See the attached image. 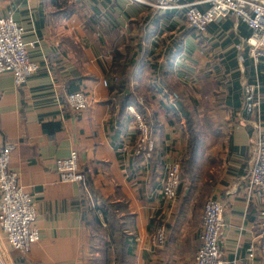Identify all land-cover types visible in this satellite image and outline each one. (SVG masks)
<instances>
[{
	"label": "crops",
	"instance_id": "crops-1",
	"mask_svg": "<svg viewBox=\"0 0 264 264\" xmlns=\"http://www.w3.org/2000/svg\"><path fill=\"white\" fill-rule=\"evenodd\" d=\"M184 11L160 13L132 0L0 2V17L10 15L24 28L29 59L38 66L20 87L10 74L0 75V149L16 145L9 168L32 199L39 230L26 252L13 250L0 230V264H117L128 247L132 264H194L201 196L225 206L224 264H264L246 258L264 195L248 185L254 131L242 111L245 87L257 85L264 128V59L248 57L250 31L240 20L229 17L196 32ZM129 50L142 52L130 69ZM150 54L158 65H171L169 75L186 89V99L170 100L158 73L148 69ZM128 72L138 76L131 86L152 82L161 90L143 111L154 142L149 159L132 156L131 105L120 111L112 91ZM73 92L87 97L85 111L68 107ZM185 115L197 125V174L170 205L161 189L167 166L180 163L187 148ZM71 151L78 154L83 183L59 181L56 161ZM110 205L120 212L106 222ZM162 223L165 241L152 245L150 236ZM119 227L133 238H117Z\"/></svg>",
	"mask_w": 264,
	"mask_h": 264
},
{
	"label": "built area",
	"instance_id": "built-area-1",
	"mask_svg": "<svg viewBox=\"0 0 264 264\" xmlns=\"http://www.w3.org/2000/svg\"><path fill=\"white\" fill-rule=\"evenodd\" d=\"M5 0H0L3 2ZM27 1V0H26ZM153 9L167 12L184 9L187 26L196 31H205L207 25L229 17H235L249 29L244 40L248 57L254 62L264 59V0H132ZM24 28L12 16L0 17V75L10 74L15 86L20 87L33 75L38 66L29 59L28 44L23 40ZM241 60V59H240ZM106 86V83H103ZM174 101L175 96H170ZM70 109L81 113L87 109V97L82 92L66 96ZM142 104V100L138 101ZM134 118L135 141L132 156L149 159L154 151L147 118L134 106L127 107ZM242 111L253 127L250 166L247 176L249 188L264 195V128L260 111L257 85H247L243 92ZM16 145L6 143L0 149V230L7 244L17 251H28L39 240V230L35 226L36 211L32 199L19 185V174L9 168L10 155ZM126 148L122 151L126 152ZM56 173L61 183H83V172L79 168L78 154L71 151L67 158L56 161ZM180 186V163L173 162L166 168L161 195L172 205ZM224 204L209 198L204 205L201 218L200 247L194 264H224L219 252V240L223 224ZM259 232L246 249L249 261L264 262V209L259 211ZM166 237V224L162 223L150 236L152 245H162Z\"/></svg>",
	"mask_w": 264,
	"mask_h": 264
},
{
	"label": "trees",
	"instance_id": "trees-1",
	"mask_svg": "<svg viewBox=\"0 0 264 264\" xmlns=\"http://www.w3.org/2000/svg\"><path fill=\"white\" fill-rule=\"evenodd\" d=\"M141 54V50L135 53L128 51V61L127 67L132 68L135 63L139 60L136 59V56L139 57ZM153 57V63L148 64V69L157 72L159 75V81L164 86L167 92L171 91L168 87L169 83L167 80L171 79L169 75L170 64L165 65L164 67L157 64V58L150 54ZM138 78V76H131L128 72L120 77L119 81L113 84L112 91L115 96V100L118 103L120 111L125 110L128 105L134 106L142 115L144 114V107L145 105H149L155 98L156 95L161 93V90L157 87V84L148 82L145 87H141L136 83V85L131 86L132 82ZM169 89V90H168ZM148 91V95L145 93ZM139 100L143 101V106L139 104ZM186 124H187V131H188V142L185 154L180 160V186L186 182L188 179L191 183L195 180L196 167L198 162V152L200 148V140L198 137V133L195 129L192 128V119L190 116L185 115ZM179 186V188H180ZM104 220L106 222L109 221L111 214L113 213V217L117 212H120L116 206H108L106 210L104 209ZM119 222V221H118ZM134 233H129L126 230H122L119 227V230H116V237L117 238H124L125 240L129 238H133ZM133 262V255L130 251V248L126 250L124 255L120 254L118 258L117 264H132Z\"/></svg>",
	"mask_w": 264,
	"mask_h": 264
},
{
	"label": "rangeland",
	"instance_id": "rangeland-1",
	"mask_svg": "<svg viewBox=\"0 0 264 264\" xmlns=\"http://www.w3.org/2000/svg\"><path fill=\"white\" fill-rule=\"evenodd\" d=\"M151 9V8H150ZM153 10V9H152ZM188 27V26H187ZM189 28V27H188ZM141 54H142V52H141ZM168 81V83H169V85H168V87H169V89L171 90V91H169L170 92V96H175V99H181V101L182 100H184V99H186L187 98V96H185V94H186V89L184 88V87H182L181 85H179L177 82H175L174 80H172V79H169V80H167ZM168 89V90H169ZM168 92V93H169ZM189 97H191V96H189ZM192 123H194V124H192V125H194L192 128L193 129H195L196 130V128H197V125L195 124V122H194V120H192ZM185 183V185H187V184H191V182H190V180L188 179L186 182H184ZM209 198L208 197H206V196H201V197H198L197 198V205L198 206H201L200 207V209H201V218H202V213H203V208H204V205H205V202L208 200Z\"/></svg>",
	"mask_w": 264,
	"mask_h": 264
}]
</instances>
